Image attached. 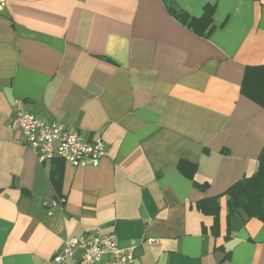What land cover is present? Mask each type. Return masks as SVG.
I'll return each instance as SVG.
<instances>
[{
  "label": "crops",
  "instance_id": "1",
  "mask_svg": "<svg viewBox=\"0 0 264 264\" xmlns=\"http://www.w3.org/2000/svg\"><path fill=\"white\" fill-rule=\"evenodd\" d=\"M208 5L209 37L177 16ZM17 103L101 134L100 166L40 162L9 127ZM262 153L264 0L0 8V264H54L68 238L97 232L134 246V264H264L263 221L227 193ZM216 197V214L200 208Z\"/></svg>",
  "mask_w": 264,
  "mask_h": 264
},
{
  "label": "built area",
  "instance_id": "2",
  "mask_svg": "<svg viewBox=\"0 0 264 264\" xmlns=\"http://www.w3.org/2000/svg\"><path fill=\"white\" fill-rule=\"evenodd\" d=\"M7 0H0V8ZM9 127L20 132L25 144L40 162L60 158L73 167H99L107 155L101 134L86 137L78 128L56 121L40 119L24 105L17 103ZM64 199L47 203L48 210ZM135 247H123L114 233H91L68 238L54 264H134Z\"/></svg>",
  "mask_w": 264,
  "mask_h": 264
},
{
  "label": "trees",
  "instance_id": "3",
  "mask_svg": "<svg viewBox=\"0 0 264 264\" xmlns=\"http://www.w3.org/2000/svg\"><path fill=\"white\" fill-rule=\"evenodd\" d=\"M176 12L184 24L204 37H209L215 30L212 22L215 12L213 5L206 6L204 14L199 18L190 16L184 11L176 10ZM182 166L183 164L179 166L180 170H183ZM227 193L230 195L233 208H242L248 216L257 217L264 223V153L260 157L259 169L256 174L235 184ZM199 206L205 212L216 214L219 210L218 198L202 200Z\"/></svg>",
  "mask_w": 264,
  "mask_h": 264
}]
</instances>
